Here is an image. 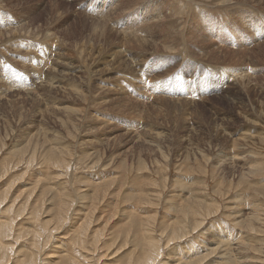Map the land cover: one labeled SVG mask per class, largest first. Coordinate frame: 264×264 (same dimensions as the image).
Masks as SVG:
<instances>
[{
  "label": "rangeland",
  "instance_id": "1",
  "mask_svg": "<svg viewBox=\"0 0 264 264\" xmlns=\"http://www.w3.org/2000/svg\"><path fill=\"white\" fill-rule=\"evenodd\" d=\"M189 1L0 0V264H264V0Z\"/></svg>",
  "mask_w": 264,
  "mask_h": 264
},
{
  "label": "bare ground",
  "instance_id": "2",
  "mask_svg": "<svg viewBox=\"0 0 264 264\" xmlns=\"http://www.w3.org/2000/svg\"><path fill=\"white\" fill-rule=\"evenodd\" d=\"M138 1V0H137ZM191 1V0H190ZM189 1V2H190ZM188 2V1H187ZM123 3V2H122ZM182 3V2H181ZM228 3V1L226 2V4ZM123 4H125V3H123ZM190 4H191V2H190ZM237 4V3H236ZM179 5V4H178ZM235 5V4H234ZM233 5V6H234ZM243 4H241V6H242ZM122 6V5H121ZM175 6H177V4L175 5ZM200 6V5H199ZM232 6V5H231ZM230 6V7H231ZM247 6V5H246ZM122 7H124V6H122ZM126 7V6H125ZM192 8L190 5L188 6V8ZM245 7V6H244ZM258 7V6H257ZM261 7V6H260ZM264 7V6H263ZM172 8V7H171ZM174 8V7H173ZM172 8V9H173ZM194 8V7H193ZM197 8V7H196ZM195 8V9H196ZM198 8H200V7H198ZM241 8H243V6L241 7ZM175 9H177V7L175 8ZM174 9V10H175ZM178 9H179V7H178ZM204 9V8H203ZM222 9V8H221ZM174 10H173V12H174ZM190 10V9H189ZM211 10V9H210ZM52 11V10H51ZM176 12V11H175ZM209 12V11H208ZM181 13V12H180ZM207 13V12H206ZM215 13H216V10H215ZM219 13V12H218ZM169 14H171V13H169ZM52 15H53V13H52ZM56 15H57V13H56ZM174 15H176V14H174ZM59 16V15H58ZM169 16V15H168ZM177 17V16H176ZM175 17V18H176ZM61 18V17H60ZM171 18V17H170ZM58 20V19H57ZM107 20V19H106ZM155 20V19H154ZM183 22V21H182ZM170 23V22H169ZM169 23H168V25H169ZM172 24L174 23V22H171ZM107 24V23H106ZM164 24V23H163ZM175 24V23H174ZM103 25V24H102ZM146 25V24H145ZM196 25V24H195ZM105 26V25H104ZM149 26V25H148ZM170 26V25H169ZM169 26H167V27H169ZM102 27V26H101ZM143 27V26H142ZM159 27V26H158ZM172 27L173 26H171V30H172ZM98 28V27H97ZM160 28H163V27H160ZM178 28V27H177ZM170 29V28H169ZM95 30V29H94ZM135 30V29H134ZM158 30H159V28H158ZM161 30V29H160ZM164 30V29H163ZM171 30H170V32H171ZM131 31V30H130ZM148 31V30H147ZM152 31V30H151ZM167 31H168V29H167ZM173 31V30H172ZM126 32V31H125ZM136 33H137V31H135ZM160 32V31H159ZM164 32V31H163ZM121 33V32H120ZM131 34H132V32H130ZM154 33H155V31H154ZM166 33V32H165ZM184 33V32H183ZM126 34H128L129 35V33H126ZM130 34V35H131ZM135 34V33H134ZM169 34V33H168ZM129 35V36H130ZM138 35V34H137ZM151 35V34H150ZM169 35H171V34H169ZM182 35V34H181ZM185 35V37H186V34H184ZM127 36V35H126ZM132 36V35H131ZM135 36V35H134ZM152 36V35H151ZM172 36V35H171ZM123 37H124V35H123ZM133 37V36H132ZM138 37V36H137ZM136 37V38H137ZM160 37V36H159ZM176 37V36H175ZM182 37H183V35H182ZM126 38H128L129 39V37H126ZM125 38V39H126ZM135 38V37H134ZM135 38V39H136ZM141 38V37H140ZM139 37H138V39H140ZM147 38V37H146ZM145 38V39H146ZM48 39V38H47ZM132 38H130V40H131ZM134 39V40H135ZM172 39H174V36H173V38ZM176 39V38H175ZM174 39V40H175ZM177 39H180L179 37L177 38ZM189 39V38H188ZM199 39V38H198ZM197 39V40H198ZM141 40V39H140ZM139 40V41H140ZM148 40V39H147ZM147 40L145 41V42H147ZM162 41H163V39H161ZM191 40V39H190ZM195 40V39H194ZM197 40H195V42L197 41ZM203 40V39H202ZM208 40V39H207ZM127 41V40H126ZM132 42H133V39L131 40ZM137 41V40H136ZM152 42H154L153 41V39L151 40ZM161 41V42H162ZM176 41V40H175ZM174 41V42H175ZM180 41H181V39H180ZM206 41V40H205ZM210 41V40H209ZM138 42V41H137ZM165 42H168L169 43V40H165ZM171 42V41H170ZM172 42H173V40H172ZM176 42H178L177 43V46H178V44L180 43L179 41H176ZM194 42V41H193ZM199 42V41H198ZM201 42V41H200ZM203 42V41H202ZM130 43V42H129ZM139 43V42H138ZM184 43H185V41H184ZM186 43H187V40H186ZM209 43V42H208ZM131 44V43H130ZM137 44V43H136ZM147 44V43H146ZM164 44V41H163V43H162V45ZM169 44H171V43H169ZM169 44H168V47H169ZM212 44H213V42H212ZM197 45V44H196ZM214 45V44H213ZM19 46V45H18ZM171 46V45H170ZM180 46V45H179ZM222 46V45H221ZM137 47V46H136ZM174 47H175V45H174ZM188 47V46H187ZM228 47V46H227ZM130 49L131 48H133V47H129ZM128 48V49H129ZM135 48V47H134ZM142 48V47H141ZM141 48H140V50H141ZM165 48H167V47H165ZM217 48V47H216ZM138 49V48H137ZM201 49V48H200ZM244 49V48H243ZM242 49V50H243ZM110 50V49H109ZM131 51H132V49H131ZM134 51H136L135 49H134ZM156 51V50H155ZM178 51V50H177ZM180 51H181V49H180ZM179 51V52H180ZM190 51V50H189ZM226 51V50H225ZM30 52V51H29ZM33 52V51H32ZM133 52V51H132ZM144 52V51H143ZM168 52V51H167ZM200 52V51H199ZM210 52H212V50L211 51H209V53ZM231 52V51H230ZM256 52V51H255ZM241 53V52H240ZM249 53H251V52H249ZM237 54V53H236ZM25 55H27V54H25ZM217 55V54H216ZM260 55V54H259ZM122 56V55H121ZM219 56V55H218ZM59 57V56H58ZM206 57V56H205ZM204 57V58H205ZM241 57V56H240ZM244 57V56H243ZM245 57H246V55H245ZM121 58V57H120ZM203 58V57H202ZM209 58V57H208ZM215 58V57H214ZM217 59V58H216ZM222 59V58H221ZM256 58H254L253 60H255ZM215 60V59H214ZM220 60V59H219ZM230 60V59H229ZM234 60H235V58H234ZM242 59H240V61H241ZM249 60V59H248ZM257 60V59H256ZM200 61V60H199ZM236 61V60H235ZM239 61V62H240ZM214 62V61H213ZM221 62V61H220ZM244 60H243V64H244ZM251 62V61H250ZM55 63V62H54ZM218 64H219V61L217 62ZM227 63V62H226ZM231 63H233V61L231 62ZM235 63V62H234ZM236 63H237V61H236ZM235 63V65H237ZM255 63V62H254ZM238 64H240V63H238ZM131 65V64H130ZM141 65V64H140ZM220 67V66H219ZM34 68V67H33ZM54 69H56V68H54ZM35 70V69H34ZM126 71V70H125ZM128 72H130V71H128ZM231 73V72H230ZM49 77V76H48ZM51 77V76H50ZM54 77V76H53ZM231 77H233V76H231ZM235 78H236V76H235ZM50 80V79H49ZM55 79H53V81H54ZM59 80V79H58ZM61 80V79H60ZM111 80V79H110ZM113 81V80H112ZM62 82V81H61ZM44 83V82H43ZM50 83V82H49ZM121 83V82H120ZM51 85H52V83H51ZM57 85V84H56ZM141 86V85H140ZM59 87V86H58ZM105 88H107V87H105ZM8 89V88H7ZM58 89V88H57ZM95 90H96V87H95ZM107 92V91H106ZM88 93H90V92H88ZM107 94V93H106ZM90 96V95H89ZM104 97H106V96H104ZM101 100V99H100ZM102 101H103V99H102ZM105 102V101H104ZM131 103V102H130ZM66 150V149H65ZM56 157V156H55ZM63 157V156H62ZM57 159V158H56ZM56 159H52L53 161L54 160H56ZM57 161V160H56ZM62 161V160H61ZM58 163H59V160H58ZM63 163V162H62ZM61 165V164H60ZM61 201V200H60ZM208 204V203H207ZM206 205V204H205ZM204 205V206H205ZM69 207H70V205H69ZM207 208V207H206ZM202 209V208H201ZM204 211V210H203ZM200 212V211H199ZM65 213V212H64ZM202 213V212H201ZM67 214V213H66ZM65 215V214H64ZM202 216V215H201ZM200 216V217H201ZM255 216V215H254ZM64 218V217H63ZM150 218H152V217H150ZM203 218V217H202ZM201 218V219H202ZM204 218H205V216H204ZM203 218V219H204ZM154 219V218H153ZM254 219V218H253ZM262 219L263 218H261V217H258V216H255V220L254 221H251V223H249L248 224V226L250 227V229L252 230L253 229V231L255 230V228H256V225L258 224L257 223V221L259 222V223H261L262 222ZM66 220V219H65ZM63 222H64V220H63ZM6 223V222H5ZM203 223V222H202ZM255 223V224H254ZM112 225V224H111ZM147 225V224H146ZM65 226V225H64ZM150 226V225H149ZM152 226V225H151ZM258 226V225H257ZM6 227V228H5ZM63 227V226H62ZM151 228H153V227H151ZM174 228V227H173ZM177 228V227H176ZM203 228V227H202ZM248 228V227H247ZM3 229H7V226H4V228ZM58 230H59V227L57 228ZM147 229V228H146ZM188 229H189V226H188ZM5 230H2V231H0V234H4V233H6V231ZM41 230V229H40ZM149 230V229H148ZM153 230H154V228H153ZM152 230V231H153ZM39 231V230H38ZM57 231V230H56ZM61 231V230H60ZM10 232V231H9ZM183 230H182V228H180V238H183ZM194 233V232H193ZM9 234V233H8ZM176 234H178V232L176 233ZM33 235V234H32ZM35 235V234H34ZM78 235V234H77ZM153 235V234H152ZM185 235V234H184ZM94 236V235H93ZM98 236V235H97ZM150 236V235H149ZM154 236V235H153ZM176 236V235H175ZM178 237V236H177ZM10 238V237H9ZM176 238V237H175ZM175 238H171L170 240L172 241V240H174ZM179 238V237H178ZM39 239V238H38ZM72 239V238H71ZM94 239V238H93ZM148 239H149V243H150V245H149V252H148V254H145L144 255V258L142 257H140V259H138L139 257H137V260L136 261H134V263H133V261L131 262V264H152L153 263V261L152 260H154V262L155 261H157V258H155V254H153V252L154 251H156V252H160V250H159V245H158V242L156 241V238L155 237H152V236H150V237H148ZM177 239V238H176ZM6 240V239H5ZM89 240V239H88ZM127 240V239H126ZM158 240V239H157ZM2 242V241H1ZM0 242V243H1ZM39 242V241H38ZM94 243V242H93ZM95 245H98V241H97V238H96V241H95ZM161 243V242H160ZM3 244H5V243H3ZM70 244V243H69ZM83 244H84V241H83ZM262 245H263V243H261ZM84 245H86V247H87V244H84ZM94 245V246H95ZM69 247V246H68ZM123 247V246H122ZM257 247H258V245H257ZM6 247H4V249H5ZM19 248V247H18ZM75 248V247H74ZM161 248V247H160ZM95 250H96V246H95V248H94ZM10 250V249H9ZM24 250V249H23ZM26 250H27V248H26ZM119 250V249H118ZM3 251V252H2ZM19 251V250H18ZM75 251V250H74ZM81 251V250H80ZM88 251V250H87ZM117 251V250H116ZM258 251V250H257ZM262 251V250H261ZM26 252H28V251H26ZM40 252V251H39ZM76 252V251H75ZM83 252V251H82ZM81 252V253H82ZM7 253H8V250H7V248H6V251L5 250H0V261H4V260H6L7 258H6V256H7ZM25 253V252H24ZM62 253V252H61ZM60 253V254H61ZM80 252L78 251V253H76V255H81V254H79ZM117 253V252H116ZM142 253V252H141ZM31 254V253H30ZM33 255L30 257L29 256V254L27 255L26 254V256L24 257V259L23 260H21L20 259V263L21 264H34V262L37 260V256H36V254L35 253H32ZM65 254V253H64ZM118 254V253H117ZM144 254V253H143ZM83 255V254H82ZM89 255V254H88ZM103 255V254H102ZM125 255H126V253H125ZM84 256V255H83ZM87 256V255H86ZM138 256H140V255H138ZM230 256V255H229ZM243 256V255H242ZM28 257H29V259H28ZM72 257H75V256H72ZM80 257V256H79ZM123 257H124V255H123ZM122 257V258H123ZM232 257V256H231ZM64 259H65V257H63ZM76 258H77V256H76ZM102 258V257H101ZM204 258V257H203ZM80 259V258H79ZM227 259V258H226ZM230 259V258H229ZM29 260V261H28ZM82 260V259H81ZM131 260V259H130ZM134 260V259H133ZM176 260V259H175ZM17 261V260H16ZM66 261V260H65ZM77 261V260H76ZM87 261V260H86ZM85 261V262H86ZM81 262V261H80ZM84 261H83V263H85ZM5 263V262H4ZM62 263H63V261H62ZM92 263V262H91ZM159 263V262H158ZM242 263H244V261H242ZM248 263V262H247ZM1 264H3V262L1 263ZM36 264V263H35ZM66 264V263H65ZM69 264V263H68ZM73 264V263H72ZM89 264H90V260H89ZM174 264V263H173ZM198 264V263H197ZM208 264V263H207ZM257 264V263H256Z\"/></svg>",
  "mask_w": 264,
  "mask_h": 264
}]
</instances>
